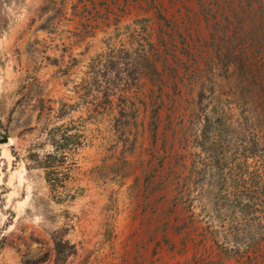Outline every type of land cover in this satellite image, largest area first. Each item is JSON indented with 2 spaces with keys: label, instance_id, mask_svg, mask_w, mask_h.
I'll return each mask as SVG.
<instances>
[{
  "label": "rangeland",
  "instance_id": "obj_1",
  "mask_svg": "<svg viewBox=\"0 0 264 264\" xmlns=\"http://www.w3.org/2000/svg\"><path fill=\"white\" fill-rule=\"evenodd\" d=\"M218 4L0 0V264H264L238 209L243 119L264 106L240 53L259 48ZM60 126L86 142L50 170L56 194Z\"/></svg>",
  "mask_w": 264,
  "mask_h": 264
},
{
  "label": "trees",
  "instance_id": "obj_2",
  "mask_svg": "<svg viewBox=\"0 0 264 264\" xmlns=\"http://www.w3.org/2000/svg\"><path fill=\"white\" fill-rule=\"evenodd\" d=\"M217 6L222 10L228 24L235 30L236 25L238 26L242 45L250 44L259 48L258 51L250 54L243 50L240 53L239 79L242 92L255 90L264 101V0H223L222 8L219 4ZM249 111L251 107H247L243 113ZM252 112L251 121L243 119L245 121V125L242 126L243 132L249 131V136L243 133L241 139L242 162L238 168L240 184L238 209L243 216L252 217V220L248 221L254 231L250 241H255L256 246L259 247L260 243L264 242V106L254 108ZM79 127L80 125L76 126ZM69 128L72 127L60 126L51 130L50 140L54 151L46 155L41 162L46 182L56 194L61 183L57 179H50V175L54 174L50 170H55L59 167V163L68 161L73 151L71 147L78 150L86 142L85 136L80 131L74 136L68 135ZM53 245L57 259L63 262L67 257L64 251L66 243L56 240L53 241Z\"/></svg>",
  "mask_w": 264,
  "mask_h": 264
},
{
  "label": "water",
  "instance_id": "obj_3",
  "mask_svg": "<svg viewBox=\"0 0 264 264\" xmlns=\"http://www.w3.org/2000/svg\"><path fill=\"white\" fill-rule=\"evenodd\" d=\"M8 139L4 137L2 140H0V143H7Z\"/></svg>",
  "mask_w": 264,
  "mask_h": 264
}]
</instances>
